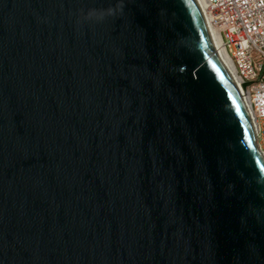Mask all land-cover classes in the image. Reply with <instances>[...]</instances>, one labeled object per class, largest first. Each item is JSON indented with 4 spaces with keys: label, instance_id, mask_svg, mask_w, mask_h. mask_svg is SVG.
<instances>
[{
    "label": "water",
    "instance_id": "obj_1",
    "mask_svg": "<svg viewBox=\"0 0 264 264\" xmlns=\"http://www.w3.org/2000/svg\"><path fill=\"white\" fill-rule=\"evenodd\" d=\"M0 264H264V155L197 0H0Z\"/></svg>",
    "mask_w": 264,
    "mask_h": 264
},
{
    "label": "built area",
    "instance_id": "obj_2",
    "mask_svg": "<svg viewBox=\"0 0 264 264\" xmlns=\"http://www.w3.org/2000/svg\"><path fill=\"white\" fill-rule=\"evenodd\" d=\"M205 17L235 68L264 155V0H206Z\"/></svg>",
    "mask_w": 264,
    "mask_h": 264
},
{
    "label": "bare ground",
    "instance_id": "obj_3",
    "mask_svg": "<svg viewBox=\"0 0 264 264\" xmlns=\"http://www.w3.org/2000/svg\"><path fill=\"white\" fill-rule=\"evenodd\" d=\"M197 1H198L199 5L201 6V8L203 10V13H204V16H205V13H206V0H197ZM205 19H206V17H205ZM206 21L208 23L207 19H206ZM208 26H209V29H210V32H211V36H212L213 42L215 43V45H216V47L218 49L220 58H221L222 62L224 63L225 67L230 72L231 76L233 77L234 82H235V84L237 85V87H238V89L240 91V95H241V97L243 98V100L245 102V106H247V102H246V100H245V98H244V96L242 95V92H241L240 82L238 80V77L236 76L235 68H234L230 58L227 56L224 48L222 47V43H221V40L219 38L218 32L213 27H211L209 23H208Z\"/></svg>",
    "mask_w": 264,
    "mask_h": 264
}]
</instances>
